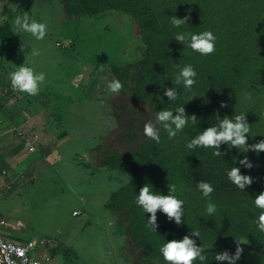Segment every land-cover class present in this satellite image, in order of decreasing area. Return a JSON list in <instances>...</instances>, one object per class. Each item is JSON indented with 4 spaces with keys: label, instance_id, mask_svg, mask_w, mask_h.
<instances>
[{
    "label": "trees",
    "instance_id": "1",
    "mask_svg": "<svg viewBox=\"0 0 264 264\" xmlns=\"http://www.w3.org/2000/svg\"><path fill=\"white\" fill-rule=\"evenodd\" d=\"M59 1L67 16L117 13L131 22L130 27L136 35L129 37L135 43L138 57L108 66L109 81L119 80L123 85L118 95H129L138 103L146 104L154 117L161 110L174 111L183 105L186 114L197 116V124L189 122L174 139H169L161 127L159 143L142 140L135 149L123 153L112 148L95 150L96 163L82 164L89 167L90 174L122 173L123 179L110 193L107 205L114 219H122L125 223H122L128 240L125 250L131 261L167 264L160 252L161 246L167 240L182 239L193 229L200 232V238L193 239L208 248L203 264H227L214 257L224 250L234 252L236 239L247 242L242 245L244 253L237 264H264V233L257 228L260 210L254 205L255 197L264 191V152L257 155L235 148L229 151L227 145H222L220 150L225 155L215 156L211 148L189 150L186 147L204 128L216 124L224 116L241 113H246L250 124L248 143L264 139V0ZM189 8V22L180 28L174 27L170 23L172 16L183 17ZM206 30L217 37L216 50L211 55L194 52L174 38L182 31L200 33ZM0 41L19 44L18 36L6 26H0ZM189 64L197 73L196 83L191 90H185L175 84V78L179 69ZM168 87L177 88L175 101H168L164 96ZM102 90L103 96L112 93L107 84ZM95 101L98 105L104 103L101 95ZM221 102L228 106L221 108ZM43 107L47 109L48 106ZM93 113L106 120L99 106ZM106 129L109 127L100 131L95 127L98 134L95 132L92 136L101 135ZM245 155L256 166L252 170L243 167L240 170L256 179L251 186L240 190L229 181L227 172ZM201 180L214 187L209 198L197 189L196 184ZM146 183L153 191L165 195L169 184L176 185L175 195L185 202L182 226H177L174 220L169 222L158 211V229H150L147 224L150 214L135 203L140 188ZM209 202L217 208L213 217L206 213ZM195 264L202 262L197 260Z\"/></svg>",
    "mask_w": 264,
    "mask_h": 264
},
{
    "label": "rangeland",
    "instance_id": "2",
    "mask_svg": "<svg viewBox=\"0 0 264 264\" xmlns=\"http://www.w3.org/2000/svg\"><path fill=\"white\" fill-rule=\"evenodd\" d=\"M24 12L46 23L47 34L37 40L21 33L18 45L0 41V97L10 98L0 100V150H13V145L25 150L20 158L29 165L23 174L16 171L22 176L12 184L0 173L4 230L11 238L17 235L19 240L9 238L15 242L34 241L27 255L38 264H140L132 262L125 250V223L115 220L107 205L122 173L90 174L82 165L96 163L95 150L123 153L149 139L144 124L155 122V117L146 104L129 95L102 93L110 79L109 64L138 57L129 37L136 32L123 14L67 16L59 0H0V26L13 33L15 17ZM21 46L24 52H18ZM32 48L39 54L33 56ZM23 63L45 74L35 96L11 87L10 73ZM100 95L102 105L95 101ZM98 106L106 120L93 113ZM105 126L107 131L92 136L95 127L100 131ZM32 150L49 151L38 158Z\"/></svg>",
    "mask_w": 264,
    "mask_h": 264
},
{
    "label": "clouds",
    "instance_id": "3",
    "mask_svg": "<svg viewBox=\"0 0 264 264\" xmlns=\"http://www.w3.org/2000/svg\"><path fill=\"white\" fill-rule=\"evenodd\" d=\"M191 18V8L186 10L183 17L172 16L170 23L180 28L189 22ZM21 33H29L37 40H43L47 34V25L43 22H37L30 18L28 12L23 15H18L13 21V34L19 35ZM174 38L177 42L185 45L187 44L194 52H198L203 56L211 55L216 50L217 37L212 31L206 30L200 33H192L182 31L176 33ZM25 46H21L18 52H24ZM33 56L38 55V51L31 49ZM197 73L192 65H185L179 69L178 75L175 78V84L181 86L185 90H191L196 83L195 77ZM11 87L13 90L27 93L30 96H35L40 92V86L45 81V74H37L32 67L21 64L15 71L10 73ZM107 88L114 94H119L123 88L119 80H111L107 83ZM164 96L168 101H175L178 98V90L175 87H168L164 91ZM196 95H192L194 97ZM247 96V94H246ZM191 97V98H192ZM250 99L251 97L248 96ZM226 102H221L220 107H227ZM191 122L192 125L197 124V116L195 114H186L185 107L180 106L173 110H161L156 114L155 122L148 121L144 124L143 132L146 137L159 143V131L162 127L167 133L169 139H174L178 133L182 132ZM251 135L250 124L247 122L246 113L236 114L234 116H224L218 120L216 124L204 128L202 132L192 138L186 145L189 150L196 148H211L214 149L213 155H225L222 152L221 146L227 145L228 150L235 148L242 153L254 152L257 155L264 152V139L255 143H248V135ZM256 165L247 155L239 160L236 167H232L227 172L229 181L238 189L245 190L255 181V177L243 174L241 167L252 170ZM197 189L205 198H209L214 191L211 183L206 181H199ZM168 194H161L153 191L147 183L144 184L138 195L135 203L141 207L145 213L150 214L147 219V224L152 231H157V212L163 213L169 222L175 221L177 226H182L185 223L184 219V200L178 198L175 193L177 191L175 184L168 185ZM254 205L260 210L256 220L257 228L264 233V191H261L254 199ZM217 208L214 203L209 202L206 205V213L208 217H213ZM200 238L198 230L191 231L182 239L167 240L160 248V252L167 262V264H195L198 260L203 262L207 260V247L202 244H197L196 239ZM247 242L236 239L235 251L229 252L227 250L218 252L214 259L218 262H227V264H237L244 253L243 244Z\"/></svg>",
    "mask_w": 264,
    "mask_h": 264
},
{
    "label": "crops",
    "instance_id": "4",
    "mask_svg": "<svg viewBox=\"0 0 264 264\" xmlns=\"http://www.w3.org/2000/svg\"><path fill=\"white\" fill-rule=\"evenodd\" d=\"M0 99H1V97H0ZM10 99H7V100H5V101H9ZM2 101V100H1ZM2 102H4V101H2ZM10 103V102H9ZM27 103H30V101H27ZM6 104V103H5ZM4 104V105H5ZM1 105V104H0ZM10 106L12 105V104H9ZM3 106V105H2ZM12 107V106H11ZM30 108V107H29ZM44 111V110H43ZM43 111H41V112H43ZM9 113H11V112H9ZM40 113V111L38 110V111H36V114H34V112H31V114L34 116V115H37V114H39ZM45 113V112H44ZM8 116H10V115H12V114H7ZM15 115L16 114H14V117H15ZM32 116V117H33ZM11 117V116H10ZM10 117H8V119L7 120H10L9 118ZM31 130H29V131H27L28 133L30 132ZM19 144H20V141H19ZM15 145H13V150H4V152H3V150H0V157L2 158V160H0V161H2V163H4V164H1V166H3V168H0V173L2 174V175H5V177H7L8 178V180L7 181H10V183L9 184H12V183H14L17 179H19L21 176H22V174H23V172L24 171H21V170H26V169H28L29 168V165L27 164V166L26 165H24V164H22V158H20V156L21 155H24V152H25V150H19L18 148L17 149H15ZM33 151H36L37 153H38V158H41V157H44L45 156V154L46 153H48V151L49 150H32L30 153H32ZM3 153H4V155H3ZM18 157L20 158V160L18 159ZM22 157H24V156H22ZM24 161L26 162V158L24 157ZM23 165H21V164ZM34 164V163H33ZM17 170H19L20 172H22V174L20 173V176H18V174L16 173V171ZM3 221V220H2ZM2 233H3V235L4 236H7V238L9 239V238H11V237H9V235H7L8 234V232L6 233V228H5V230H4V221H3V231H2ZM15 234V233H14ZM11 239H13V240H19L18 238H17V235H13L12 236V238Z\"/></svg>",
    "mask_w": 264,
    "mask_h": 264
},
{
    "label": "built area",
    "instance_id": "5",
    "mask_svg": "<svg viewBox=\"0 0 264 264\" xmlns=\"http://www.w3.org/2000/svg\"><path fill=\"white\" fill-rule=\"evenodd\" d=\"M2 225L3 221L0 218V264H38V261L30 259L27 255L33 247L34 241L28 240L25 243H18L4 238ZM46 258L44 257V259Z\"/></svg>",
    "mask_w": 264,
    "mask_h": 264
}]
</instances>
